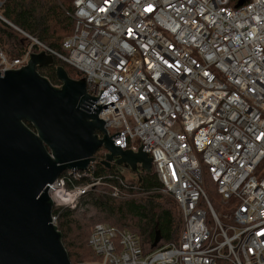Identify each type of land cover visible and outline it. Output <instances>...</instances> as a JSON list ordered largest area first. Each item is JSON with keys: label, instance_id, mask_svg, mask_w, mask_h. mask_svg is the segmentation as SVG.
I'll return each mask as SVG.
<instances>
[{"label": "built area", "instance_id": "obj_1", "mask_svg": "<svg viewBox=\"0 0 264 264\" xmlns=\"http://www.w3.org/2000/svg\"><path fill=\"white\" fill-rule=\"evenodd\" d=\"M238 1L72 0L61 50L0 16L25 42L13 58L0 44V74L42 51L81 73L106 135L119 133L113 145H142L177 204L176 239L145 251L135 232L99 222L87 239L94 259L71 264H264V0ZM99 153L47 185L53 208L104 183L90 169ZM207 186L231 204L223 218Z\"/></svg>", "mask_w": 264, "mask_h": 264}, {"label": "water", "instance_id": "obj_2", "mask_svg": "<svg viewBox=\"0 0 264 264\" xmlns=\"http://www.w3.org/2000/svg\"><path fill=\"white\" fill-rule=\"evenodd\" d=\"M53 65L42 51L0 74V264H71L51 223L47 185L65 170H85L100 148L102 165L151 171L142 145L136 152L113 145L119 133L106 135L97 116L102 106L88 96L83 77L72 79L57 66L54 87L37 71Z\"/></svg>", "mask_w": 264, "mask_h": 264}, {"label": "trees", "instance_id": "obj_3", "mask_svg": "<svg viewBox=\"0 0 264 264\" xmlns=\"http://www.w3.org/2000/svg\"><path fill=\"white\" fill-rule=\"evenodd\" d=\"M70 1L5 0L0 7V15L14 26L36 37L49 47L55 50H61L62 41L74 29L72 18L74 9ZM0 44L14 46V49H17L15 50V56H18L25 42L14 28L0 20ZM56 66H63L65 70H72L74 75H70L66 70L68 76L72 79L82 77L81 73L57 60H54L53 66L40 67L37 71L52 85L59 84L55 74ZM26 125L32 128L29 123H26ZM95 156L97 158L100 156L99 150ZM121 168H123V165H117L115 163L110 166L100 163H95L90 166L93 175L103 178L104 182L110 187L116 186L118 189L127 192L138 190L145 196L142 200L116 202L117 198L112 197L110 193L96 194L95 191L91 190L79 197L74 207L60 206L53 208L52 213L56 215L57 219L56 230L60 234V240L71 263L83 261L82 259L73 260L71 257L73 255L80 258L78 250H73L77 247L73 239L77 236L82 238L87 234V231L82 229L83 226H78L77 220H75V215L80 211L83 220H88L90 217L87 218V214L95 211L99 216L103 214V220L113 222L105 223L120 228H127L124 225H130L134 231L129 228L127 229L135 232L139 236L145 251H151L166 242L176 239L181 228V218L178 215L177 204L171 197L166 198L160 194L161 184L157 177L152 171L143 170L137 183L128 184L124 187L120 184L121 180L124 181ZM83 180L78 181L77 184L83 183ZM176 211L178 219L175 216ZM96 214H92L91 217L96 216ZM99 222L104 221L97 220L93 225ZM91 228L86 237V247ZM155 242L157 243L156 246H154ZM88 250L92 254V259H94L92 251L89 248Z\"/></svg>", "mask_w": 264, "mask_h": 264}, {"label": "rangeland", "instance_id": "obj_4", "mask_svg": "<svg viewBox=\"0 0 264 264\" xmlns=\"http://www.w3.org/2000/svg\"><path fill=\"white\" fill-rule=\"evenodd\" d=\"M4 1L5 0H0V7L4 3ZM70 2L72 4V0ZM13 40H14V38H13ZM14 42L16 43L15 40H14ZM10 44H1L2 45L1 47H2V49H3V51H4V53L6 55H8L9 57H12L13 58V57H15V50H17V49H14L15 47L14 46H10ZM66 70H67V72L70 73V75H74V73L72 72V70H70V69H66ZM57 85L58 84H55L54 86L57 87ZM121 174L124 177L123 180L125 182H127V184H135V176H134V172L133 171L128 170L127 167H126V168H124V170H122ZM112 187L113 186L110 187L107 183L104 182L102 184L97 185L93 191H95L96 194H106V193L109 194L111 192V190H112ZM206 191H207V195H208L209 201L213 205V207L216 210V212L220 216L223 215V214H226L228 212V209L226 208V206L228 208H230L231 207V204H228V205L225 206L224 204H227V203H224L221 200L220 196L216 193V191L211 186H207L206 187ZM160 194L163 195L166 198H170L171 197L169 194L164 193V192H161V191H160ZM144 197L145 196L142 195V193H140L138 190H133V191L127 192L125 190L122 191L121 189H119V196L118 197H114V198H117V200L115 199L116 202H120V201H125V200L126 201L127 200L140 201ZM76 203H77V200L74 202V204L69 205V207H74ZM92 214H96V212L95 211H91L89 214H87V218L90 217L88 220H83L82 219L83 216L81 214V211L80 212H77V214L75 215V218H76L75 220H77V225L78 226H83L82 229H85L87 231V234H88L91 226L93 225V223L96 222L97 220L104 221V222H109V221L103 220V218H102L103 217V214H100V216H99V214H96L97 217L96 216H92L91 217ZM178 215H177V211H176L175 212V216H176L177 219H178V217H177ZM221 218H223V217L221 216ZM109 223H113V222H109ZM119 226H121V225H119ZM124 226H126L127 228L133 230V228L130 225H124ZM178 231H179V229H178ZM87 234H86V236H84L82 238H80L79 236H77V237H75L73 239V242H74L75 246H77L73 250H75V251L78 250V252L80 254V258L71 255V257H72L73 260H75V259H82L84 261H87V260L92 259V254L89 252L88 248L86 247V237H87Z\"/></svg>", "mask_w": 264, "mask_h": 264}, {"label": "crops", "instance_id": "obj_5", "mask_svg": "<svg viewBox=\"0 0 264 264\" xmlns=\"http://www.w3.org/2000/svg\"><path fill=\"white\" fill-rule=\"evenodd\" d=\"M124 168H126L125 166H123V168H121L122 170H124ZM129 170V168H127Z\"/></svg>", "mask_w": 264, "mask_h": 264}, {"label": "bare ground", "instance_id": "obj_6", "mask_svg": "<svg viewBox=\"0 0 264 264\" xmlns=\"http://www.w3.org/2000/svg\"><path fill=\"white\" fill-rule=\"evenodd\" d=\"M103 128H104V125H103ZM96 133L98 134V133H101V132L97 131Z\"/></svg>", "mask_w": 264, "mask_h": 264}, {"label": "flooded vegetation", "instance_id": "obj_7", "mask_svg": "<svg viewBox=\"0 0 264 264\" xmlns=\"http://www.w3.org/2000/svg\"><path fill=\"white\" fill-rule=\"evenodd\" d=\"M39 68H40V67H39ZM139 171H140V172H142V170H141V169H139Z\"/></svg>", "mask_w": 264, "mask_h": 264}]
</instances>
